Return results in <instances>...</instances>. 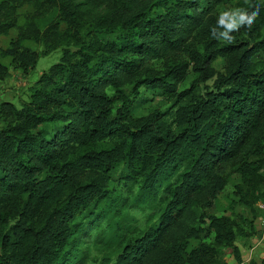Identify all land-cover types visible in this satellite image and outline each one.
I'll return each instance as SVG.
<instances>
[{
    "label": "trees",
    "instance_id": "1",
    "mask_svg": "<svg viewBox=\"0 0 264 264\" xmlns=\"http://www.w3.org/2000/svg\"><path fill=\"white\" fill-rule=\"evenodd\" d=\"M29 1L44 10L21 22ZM226 2L0 0V80L60 51L26 100L0 103V264H85L91 230L111 249L93 264H207L233 244L227 216L209 217L213 244L190 243L229 176L246 207L264 202V4L225 40ZM155 95L175 100L170 121L136 115Z\"/></svg>",
    "mask_w": 264,
    "mask_h": 264
},
{
    "label": "rangeland",
    "instance_id": "2",
    "mask_svg": "<svg viewBox=\"0 0 264 264\" xmlns=\"http://www.w3.org/2000/svg\"><path fill=\"white\" fill-rule=\"evenodd\" d=\"M251 0H227L226 3L220 5L217 9V16L221 20L223 13H229V16H235L238 20L240 13L243 14L245 6ZM257 2L264 4V0H256ZM44 10L38 5V2L29 1L26 4L17 7L18 16L20 21L28 20L34 14H39ZM228 22L225 19V23ZM264 34V31H263ZM38 52H41L42 47H39ZM60 56L59 50H54L46 54H42L38 57L37 63L34 68L28 72H22L21 70L9 66V75L0 80V103L2 101H11L17 105L28 97V88L39 77L42 71L46 70L52 63L56 62ZM225 61L222 57H218L213 61V66L218 71H223ZM162 61H155L154 67L161 68ZM192 63L189 62V69ZM193 76H189L184 85L180 86V89L187 88L191 85ZM214 77L206 79L199 86L201 91L210 88L213 84ZM140 92H143V88H140ZM119 105V104H117ZM176 108V102L174 99L166 98L163 95H155L154 100L148 107L142 105L138 106L136 115L146 114L150 110H157L160 112L163 118H167L170 121L174 110ZM5 125V119L0 113V128ZM234 178L228 177L224 190L217 196L215 201L207 208L197 211V224L202 228L200 237L191 239V247H196L200 242H206L207 244H213V236L211 232L207 231L209 217L211 216H227L231 222L232 229L235 231V241L233 244H229L228 241H224L222 244L213 245L215 251L213 253H207V264H260L264 260V208H260L256 204L253 208L246 207L241 203L234 192L233 187ZM264 203V202H263ZM122 209L120 212H123ZM132 214L134 219L137 218L135 225H143V216L138 209H133ZM134 225V226H135ZM94 232L88 231L81 235L79 239V245L86 246L87 249V261L85 264H93L89 259L93 256L100 257L102 254L109 252L111 249L106 246H101L96 243ZM237 247L240 253V259H236L234 256V248ZM84 259V261H85ZM74 264H80L75 262Z\"/></svg>",
    "mask_w": 264,
    "mask_h": 264
},
{
    "label": "clouds",
    "instance_id": "3",
    "mask_svg": "<svg viewBox=\"0 0 264 264\" xmlns=\"http://www.w3.org/2000/svg\"><path fill=\"white\" fill-rule=\"evenodd\" d=\"M225 19L228 22L225 23ZM220 22L224 23V27L226 29V31L221 33V36L225 40H231V37L229 36V32L236 30L239 25L244 24L245 22H247L250 25L252 22V18H249L246 15L240 13L239 19L237 20L235 16L230 17L229 13L225 12L222 14Z\"/></svg>",
    "mask_w": 264,
    "mask_h": 264
},
{
    "label": "built area",
    "instance_id": "4",
    "mask_svg": "<svg viewBox=\"0 0 264 264\" xmlns=\"http://www.w3.org/2000/svg\"><path fill=\"white\" fill-rule=\"evenodd\" d=\"M257 205L261 208H264V203L263 202H258Z\"/></svg>",
    "mask_w": 264,
    "mask_h": 264
}]
</instances>
